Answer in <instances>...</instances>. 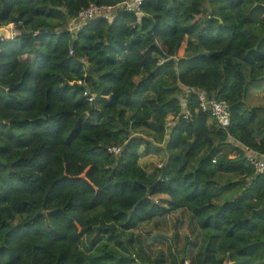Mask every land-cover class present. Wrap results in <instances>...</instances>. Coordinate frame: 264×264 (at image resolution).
Listing matches in <instances>:
<instances>
[{
    "label": "clouds",
    "instance_id": "1",
    "mask_svg": "<svg viewBox=\"0 0 264 264\" xmlns=\"http://www.w3.org/2000/svg\"><path fill=\"white\" fill-rule=\"evenodd\" d=\"M142 3L143 0H40L36 5L43 7L46 4L62 14L60 19L47 23L55 26L58 35L67 29V55L83 61L82 70L78 72L72 65L62 75L73 91L80 90L78 98L86 101L87 106L73 107L71 96L59 90L49 93L47 98L43 90L38 96L26 94L21 97L22 107L34 105L36 108L30 117L21 116L22 119L55 118L56 113L63 111L71 113V120L61 121L47 135L44 129H26L24 138L30 141L29 146L24 149L12 146L10 152L0 155V164H10L21 157L31 158L33 179L39 183V188L35 184L23 186L25 191L36 190V195L29 198V211L23 215L13 211L11 201L0 204V220H7V209L14 216L8 223L13 228L20 226L15 237H5L7 229H0V248L18 254L21 258L19 264H56L57 249L61 247L66 258L60 264H73L74 261L76 264H103L97 258L107 255L116 260L124 258L129 264H151L160 251H164L167 258L169 247L174 254L181 253L179 258L184 259V264H195L194 257L213 235L220 237L218 244L225 245L220 253L223 264H251L253 260L259 264L258 249L247 247L258 243V248L264 249V219L252 217V211L261 207L257 198L245 201L250 210H241V218L248 220V224L225 240V231L214 233L211 229L199 227L201 221L194 216L189 201L185 199L191 191L188 185L175 188L168 182L187 172L193 173V180L199 182L196 178L198 168L215 173L206 178L214 181L211 185L213 195L203 203L217 209L226 201L235 203L236 197L250 188L257 178L264 189V80H260L264 67L250 68L233 55L232 72L217 84L204 70L190 69L187 63H182L205 52L194 37L187 35L176 43L169 41L168 45L154 41L159 51L149 55H145L147 44L135 52L129 51L127 44L135 38L129 35L133 29L142 37L147 35V31L140 32L144 28L142 18L156 22L157 14L141 8ZM204 4L205 0H195V3L190 0L189 7L202 12ZM226 4L227 0L210 2L213 12L204 17L214 20L217 26L226 23L231 26L221 33L225 40L223 47H227V41L232 39L233 29L244 33L245 39L249 33L264 37V0H239L235 7L216 11ZM258 6L259 11L253 12ZM117 14H120L119 18ZM126 14L131 15L125 18ZM98 17L105 21L101 26L105 43L111 26L112 34L125 44L123 55L117 57L119 65L106 66L102 59L100 63H90L88 56L77 57V49L72 47L74 41L87 43L78 33L84 30L89 20L93 21L89 25V35L95 34ZM26 19H30V24H25ZM41 20L44 17H33L31 11L24 17L19 11H13L10 19L0 21V33L6 39L19 35L21 31L35 34L34 26ZM189 40L194 46L191 50ZM243 47V40H238L234 51ZM216 50L222 51V48ZM107 73L112 74L111 79H102ZM255 81H260L258 88L250 86ZM3 88L4 84L0 82V89ZM59 88L62 89L63 84ZM190 93L197 94L196 101L191 104ZM45 104L47 111L44 110ZM254 108L258 109L256 120L249 123L248 116ZM12 118L8 114L5 119L0 113V123L10 126ZM81 119L85 129L91 127L94 130L83 131L71 147L65 148L64 141L75 135L72 133L75 121ZM134 139L140 141L138 147L130 145ZM5 143V138L0 137V147ZM89 148L91 151L87 150ZM216 148L220 150L212 153ZM206 156L210 157V164H201ZM219 164L238 166L241 171H218ZM37 168L43 171H36ZM25 174L29 173L26 171ZM6 175V171L0 172V179ZM61 176L64 180L59 179ZM76 179L85 181L86 186L72 184L71 181ZM125 180L127 184L123 183ZM156 181L167 187L158 185L157 190L149 195ZM229 181L245 183L230 194L221 193L220 188ZM45 196L48 201L44 200ZM140 200H149L164 209H170L167 202L173 200L185 206L132 229L123 228V220L112 219L120 212L131 216ZM69 202L70 209H65L64 205ZM200 206L193 204V207ZM57 208L60 212L49 217L48 213H55ZM36 210L41 212L42 222H32ZM68 219L75 225L74 231L70 230ZM227 219L237 223L232 217ZM26 223L28 227H25ZM54 229L64 231L66 240L63 245L52 243ZM77 233L80 235L75 239ZM158 235L168 237L164 245L153 244L152 238ZM97 237L99 242L93 247L92 241ZM189 241L199 245L190 256L184 252ZM35 245L45 251L34 252ZM242 249L244 254H241Z\"/></svg>",
    "mask_w": 264,
    "mask_h": 264
},
{
    "label": "trees",
    "instance_id": "2",
    "mask_svg": "<svg viewBox=\"0 0 264 264\" xmlns=\"http://www.w3.org/2000/svg\"><path fill=\"white\" fill-rule=\"evenodd\" d=\"M208 2H223V0H208ZM238 2L239 0H227L225 7L216 11L223 12L227 7H235ZM38 3H40V0H0V21L10 19L13 11H19L21 17L26 16L29 11L32 12L33 17H44V20L35 24V34L31 31H21L19 35L11 39L0 41V82L4 84V88L0 89V113L4 114L5 119L8 118V114L13 116L10 120V126L0 123V137H4L6 140L5 145L0 147V155L10 152L12 146L16 149L28 147L30 141L24 138V131L26 129H44L47 135L52 133L54 126L61 121L69 122L71 120V113L63 111L56 113L55 118L49 117L45 119L44 117H38L36 120L22 119L20 118L21 116L30 117L36 110L34 105L22 107V96L26 94L38 96L43 90L45 98H47L49 93L59 90L71 96L73 107L84 108L87 106L86 101L78 98L80 90L76 89L73 91L64 81L62 75L72 65H75L79 72L83 68V61L67 55V40L69 36L67 29L61 31L58 35L54 30L55 26H50L47 23L49 20L60 19L62 14L58 13L55 9L48 8L46 4L43 7H37ZM192 3H195V0H192ZM189 4L190 0H156L155 3H153V0H143L140 7L145 10L151 9L154 11L157 14L155 17L156 22L151 23L146 18H142L144 19V28L140 29V32L147 31V35L142 37L137 30L133 29L129 35L135 38L127 44V49L135 52L140 46L147 44L145 55H149L153 51H159L157 43L154 41L163 42L165 45H168L169 41L176 43L185 35L194 37L199 45L205 49V52L198 53V58L196 59L189 58L188 61L182 63H187L190 69L204 70L206 75L213 77L217 84L227 74L232 72L231 58L233 55L237 56L243 64L250 68L255 69L257 65L264 67V37L249 33L245 39L244 33H241L239 29H233L232 39L227 41V47H223L225 40L221 33L228 31L231 26L228 23L224 26H217L214 20L205 19L204 17L207 14L213 12L211 7V11H209L203 6V11L201 12L198 8L189 7ZM257 11H259V6L253 9V12ZM130 15L126 14L125 18H128ZM119 16L120 14H117V18ZM30 19L25 20L26 25L30 24ZM103 23H105L103 18L98 17L97 27L94 30L95 34L89 35V25H92L93 21H88L84 30L78 33L81 39L87 41V43L81 44L79 41H74L72 47L77 49V57L88 56L90 63L93 61L100 63L102 59L106 66L119 65L120 61L117 57L123 55L125 44L122 39H117L112 34L111 26H109L107 43H105V36L101 27ZM149 24H151L150 28ZM35 29L39 30L36 31ZM238 40H243L245 47L234 51ZM188 47L190 50L194 47L191 40L188 41ZM219 48H222V51L216 50ZM111 75V73H107L102 79H111ZM252 75L254 77L255 72ZM260 80H264V75H261ZM259 83L260 81H255L250 86L258 88ZM60 84H63L62 89L59 88ZM196 98L197 95L195 93H190L189 103L195 102ZM106 107L109 106L106 105ZM44 110H48L46 104ZM257 111L258 109L254 108L249 114V123H253L256 120ZM203 115L201 119H203ZM75 125L72 129V133L75 135H70V138L64 141L65 148L71 147L76 137L83 131L94 130L91 127L85 129L82 119L75 121ZM139 143L140 141L135 139L130 141L132 147H138ZM87 150L91 151V148ZM219 150V148L212 149V153H216ZM205 163L210 164L209 156L204 157L201 161V164ZM35 170L43 171L41 168ZM217 170L224 172L241 171L238 166L232 167L225 164H219ZM5 171L7 175L3 179H0V204H7L11 201L13 211L23 215L29 211V198L36 195L35 189L25 191L23 186L35 184L39 188L38 181L33 179L31 158L25 159L21 157L10 164H0V172ZM26 171L29 174H25ZM91 175L92 173L90 172V178ZM212 175H215V173H209L207 169L198 168L196 169V178L199 182L193 180V173L191 172H187L179 179L173 177L168 182V185L175 188H180L182 185L187 184L188 188L191 189L185 199L189 201L188 206L192 209L194 216L200 219L199 227L201 229H211L214 233L225 231V240L233 237L237 229L248 224V220L241 218V210H250V206L246 205L245 201L251 200L254 197L258 199L261 207L258 211H252V217L264 219V189L261 187L259 178L253 180L252 186L245 189L242 195L236 197L235 203L226 201L217 209L214 205L203 203L204 200L211 198L213 195L211 185L214 181L206 179ZM59 179L64 180V177L61 176ZM71 183L85 184L86 186V182L79 179L73 180ZM123 183L127 184V181L125 180ZM244 183V181H229L219 191L230 194L234 189L242 187ZM158 185L161 188L167 187L166 185H161L160 181H156L152 189L149 190V195H152L157 190ZM48 190L51 191V188ZM92 199L94 200L95 197H92ZM44 200L48 201V197L45 196ZM48 203L51 204L50 201ZM167 203L171 206L170 209L160 208L149 200H140L135 208L132 209L131 216H125L123 212H120L116 216H113L112 219L123 220L122 227L132 229L137 228L142 223L152 221L154 217L167 216L169 211H175L185 206L176 200L168 201ZM193 204H201L202 206L193 207ZM64 208L70 209V202L66 203ZM59 212L60 209L57 208L55 213L49 212L48 216L54 217ZM5 214L7 215V220H0V229H7L4 232L5 237H15L20 232V226L17 225L13 228L8 223V220L14 219V216L8 213L7 209H5ZM228 217L236 219L237 223H231V220L227 219ZM42 220L43 216L41 212L36 210L35 215L32 216V222L37 223L42 222ZM67 222L70 230L74 231L75 225L72 224L71 219H68ZM229 224L231 225L230 227L228 226ZM25 227H28L27 223ZM53 231L55 232V236L52 243L63 245L66 240L64 231L62 229H54ZM85 231L89 230L85 229ZM104 231H107V229H104ZM24 235H27V233ZM36 235L39 236L40 233L37 232ZM79 235L77 233L75 239H78ZM129 239L131 240V237ZM219 240L220 237L218 235H213L211 241L194 257L195 264H223L220 253L224 250L225 245L222 243L218 244ZM98 242L99 237L92 241V246L94 247ZM188 243L184 252L190 256L192 250L196 249L199 245L195 241H189ZM228 246L230 247L231 245ZM247 247L258 249L259 264H264V249H259L258 243L249 244ZM33 251L40 252L45 251V249L40 245H35ZM241 254H244L243 249L241 250ZM180 255L181 253L174 254L169 249L166 258V253L160 251L156 253V258L151 264H177V262L178 264H184V259L179 258ZM57 256L56 264H60L61 260L66 258L63 247L57 249ZM20 259L18 254H14L8 249L0 248V264H19ZM97 259L103 261V264H112L113 260H115V264H129L124 258L116 260L110 255ZM73 264H76V261ZM251 264H257L256 260H253Z\"/></svg>",
    "mask_w": 264,
    "mask_h": 264
},
{
    "label": "rangeland",
    "instance_id": "3",
    "mask_svg": "<svg viewBox=\"0 0 264 264\" xmlns=\"http://www.w3.org/2000/svg\"><path fill=\"white\" fill-rule=\"evenodd\" d=\"M173 226L175 227V225H173ZM152 239H153V244L164 245L166 243V241L168 240V237L166 235H158V236L153 237ZM187 244H189V243H187ZM169 249H171V248L169 247L167 251H169Z\"/></svg>",
    "mask_w": 264,
    "mask_h": 264
},
{
    "label": "water",
    "instance_id": "4",
    "mask_svg": "<svg viewBox=\"0 0 264 264\" xmlns=\"http://www.w3.org/2000/svg\"><path fill=\"white\" fill-rule=\"evenodd\" d=\"M204 6H205L209 11H211V9H210V7H209V2H208V0L205 1ZM3 39H6V38H4L3 33H0V41L3 40Z\"/></svg>",
    "mask_w": 264,
    "mask_h": 264
},
{
    "label": "built area",
    "instance_id": "5",
    "mask_svg": "<svg viewBox=\"0 0 264 264\" xmlns=\"http://www.w3.org/2000/svg\"><path fill=\"white\" fill-rule=\"evenodd\" d=\"M90 21V20H89ZM196 94V93H195ZM197 95V94H196Z\"/></svg>",
    "mask_w": 264,
    "mask_h": 264
}]
</instances>
